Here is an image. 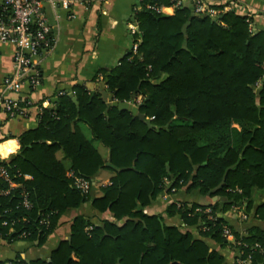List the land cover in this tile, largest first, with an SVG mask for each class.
I'll list each match as a JSON object with an SVG mask.
<instances>
[{
    "label": "trees",
    "instance_id": "1",
    "mask_svg": "<svg viewBox=\"0 0 264 264\" xmlns=\"http://www.w3.org/2000/svg\"><path fill=\"white\" fill-rule=\"evenodd\" d=\"M147 5L170 7L173 0L138 4L136 51L110 70L106 85L111 101L141 97L144 120L111 106L101 92L90 98L84 86L75 85L78 111L68 93L57 94L52 107L39 108L36 127L18 137V152L0 160L20 184L4 194L8 187L0 179L3 242L41 246L66 210L88 201L113 220L94 225L75 217L69 240L52 251L49 262H26L17 255L0 264H224L223 256L202 240L164 224L160 214L144 213L160 193L183 187L217 201L172 203L165 216L178 215L187 226L200 223L206 227L198 231L200 237L237 251L221 236L227 225L246 245L238 248L242 258L250 253L251 264H264V253L251 250L256 243L264 250V230L253 225L243 231L216 217L239 205H246L249 214L258 203L253 219L264 222V33L252 29L250 17L221 7L213 19L183 5L172 15ZM30 106L26 99L17 102L18 111ZM79 123L108 150V162ZM58 151L76 176L94 181L101 170L113 174L110 184L100 187V197L72 185L55 158ZM25 192L29 208L19 206ZM205 209L214 219L206 218ZM4 220L12 223V231L1 225Z\"/></svg>",
    "mask_w": 264,
    "mask_h": 264
},
{
    "label": "crops",
    "instance_id": "2",
    "mask_svg": "<svg viewBox=\"0 0 264 264\" xmlns=\"http://www.w3.org/2000/svg\"><path fill=\"white\" fill-rule=\"evenodd\" d=\"M182 1L183 6L189 7V0ZM207 2L214 8L221 7L224 12L234 11L239 15L250 17L252 29L264 33V0H207ZM138 4V0H94L89 6L76 4L69 8L58 7L55 12L58 29L52 32L54 43L45 52L32 59L40 81L36 89H31L26 82L20 83L17 80L13 66L15 48L10 43L0 42V99L6 98L11 101L26 99L31 105L24 117L8 119L6 114L0 112V140L3 139L0 143V159L6 160L18 152V137L37 125L39 105L52 107L57 94L73 95L72 88L75 85L85 87L87 84L102 83L107 73L109 74L112 68L132 52L133 37L129 32V26L133 24V14L138 9ZM161 13L172 15L174 8L172 6L163 7ZM45 14L51 20L54 17L47 5H45ZM11 81H19V85L7 90V84ZM85 88L90 95L89 88ZM104 88L105 91L101 93L113 106L112 103L116 101L109 100L107 87L104 86ZM98 92L100 91L95 93ZM132 99L135 106L140 105L141 97ZM7 136L9 138H6ZM97 151L102 159L108 162V150L105 151L106 157H103L98 149ZM56 154L55 158L63 163L67 169L66 173H69V163L64 164L66 160L62 153L61 158ZM112 176L110 171L101 170L94 179L95 186L91 187L90 196L100 197V187L109 185ZM28 179L30 176L26 175V180ZM216 201L217 197H201L197 190L188 192L186 188H182L172 194L160 193L145 207L144 213L147 215L160 214L164 224L176 226L182 233H190L194 239L202 240L210 251L220 253L224 258V264H234L235 251L228 248L221 249L211 239L200 237L197 226L185 225L178 215L167 217L164 214L165 209L172 203L206 206ZM257 205L258 203L254 208ZM254 208L250 211L248 219L236 224V228L245 231L248 227L256 225L264 230V222H257L253 219ZM78 216L90 219L94 225H99L102 219L113 220L110 213L101 214L94 210L91 201L82 203L79 207L68 209L62 214L57 228L41 246H37V242L15 241L7 244L0 240V262L13 259L17 255L26 262L37 259L49 262L52 251L61 242L69 240L72 220Z\"/></svg>",
    "mask_w": 264,
    "mask_h": 264
},
{
    "label": "built area",
    "instance_id": "3",
    "mask_svg": "<svg viewBox=\"0 0 264 264\" xmlns=\"http://www.w3.org/2000/svg\"><path fill=\"white\" fill-rule=\"evenodd\" d=\"M94 0H0V42H7L14 46L15 51L13 54V66L14 75L20 83L26 82L31 89H36L39 84L38 71L32 62L33 57L40 55L45 52L47 48L54 43V38L52 36L53 30L58 29L57 19H56V9L58 7L69 8L73 5H90ZM142 0H138L140 3ZM182 0H173L172 7L175 9L181 7ZM45 5L48 6L54 17L52 20L45 14ZM149 10H154L161 13L163 7H155L151 5L146 6ZM189 8L195 15H207L213 19H216L219 15V11L213 6H210L207 0H189ZM139 9V7H138ZM129 32L133 37L132 52L135 53L139 38L137 32V24L133 19V24L129 26ZM18 82H9L7 84V90L16 88L19 85ZM63 94V93H59ZM18 101H11L6 98L0 99V112L4 114H10L12 117H24L27 109H17ZM39 108H44L43 104L38 106ZM16 111H18L16 113ZM2 160V159H0ZM68 177L72 180V185L82 192L83 194L89 193L91 187L95 186L93 180L85 179L80 176H76L73 172L68 173ZM26 179V176L24 177ZM0 179L6 183L8 189L3 193L8 194L10 189H15L20 187V184L11 180L7 170L0 166ZM175 190H171V194ZM19 206L23 208H29L30 202L28 199V194L25 192L21 195V201ZM196 211H200L197 208ZM207 214V219L212 220L210 210L205 209ZM216 217L222 218L228 225L236 226L245 222L249 214L246 212V205L232 206L225 212H217ZM46 224V222H44ZM1 225L4 227L11 228L12 223L7 221H2ZM198 231H206V227L199 223L197 226ZM91 228H86L89 231ZM25 235H23L24 237ZM221 236L232 245L237 247L235 263L234 264H251L252 257L250 253L242 258V250L239 247H246L241 240H236L230 228L224 225L221 230ZM254 252L264 253V250L259 244H254L251 248ZM251 251V252H252Z\"/></svg>",
    "mask_w": 264,
    "mask_h": 264
},
{
    "label": "water",
    "instance_id": "4",
    "mask_svg": "<svg viewBox=\"0 0 264 264\" xmlns=\"http://www.w3.org/2000/svg\"><path fill=\"white\" fill-rule=\"evenodd\" d=\"M109 76V74L107 73L104 81L102 83H99V84H87L85 85V87H88L89 90H90V98L93 97V95L95 94L96 91H100V92H103L105 91V88L104 86L107 85V77ZM82 84V83H80ZM68 95L70 96L72 102L75 104L76 106V109L78 111V103H77V100L76 98L69 94ZM112 105L114 107H116L119 111H126L128 113H130V115L134 118H138L139 120L143 121L144 120V115H142L140 112H139V107L140 105H134L133 104V99L131 98V100L129 102H124V103H117V102H113Z\"/></svg>",
    "mask_w": 264,
    "mask_h": 264
},
{
    "label": "rangeland",
    "instance_id": "5",
    "mask_svg": "<svg viewBox=\"0 0 264 264\" xmlns=\"http://www.w3.org/2000/svg\"><path fill=\"white\" fill-rule=\"evenodd\" d=\"M80 128H81V130H82V132H83V134L85 135V137L87 138V139H89V140H91L92 141V143H93V145L101 152V154H102V156L103 157H106V152L105 151H107V149L103 146V145H101L98 141H96V140H94L93 138H92V136H91V134H90V131H89V128L86 126V125H84L83 123H80ZM59 158H61L62 157V155H61V152H57V154H56ZM64 164L65 165H67L68 164V162L67 161H64ZM183 188H186V187H183ZM182 189V188H181ZM179 190V189H178ZM259 193H257L256 195H258Z\"/></svg>",
    "mask_w": 264,
    "mask_h": 264
}]
</instances>
